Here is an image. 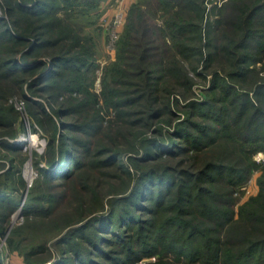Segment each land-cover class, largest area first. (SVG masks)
Instances as JSON below:
<instances>
[{
  "label": "trees",
  "instance_id": "trees-1",
  "mask_svg": "<svg viewBox=\"0 0 264 264\" xmlns=\"http://www.w3.org/2000/svg\"><path fill=\"white\" fill-rule=\"evenodd\" d=\"M94 1L0 0L10 18L0 16V145L19 149L3 138L15 137L20 126L5 105L10 96L25 99L32 126L53 127L41 156L45 165H37L22 209L25 225L55 220L65 206L73 214L71 224L66 220L72 226L55 241L59 256L51 264H134L154 254L159 257L145 264H264V164L253 157L264 151V77L252 66L264 55V0H249L244 8L229 0L222 6L231 7L227 14L214 6L213 20L205 0H149L167 14L161 24L154 11L133 5L115 64L120 74L104 85L100 106L87 81L93 56L76 50L77 34L55 15L63 6ZM222 26L242 30L236 46L247 51L237 59L229 51L236 55L230 69L214 72L202 100L193 97L190 81L186 96L177 90L186 68L171 47L195 38L201 43L204 27L212 33ZM155 48L168 61L157 58L145 67ZM177 51L190 59L201 48L187 43ZM121 83L132 86L126 97L118 91ZM24 84L59 104L58 119L74 115L62 122L59 144L57 121L42 102L21 92ZM64 93L67 108L59 102ZM104 109L113 115L105 119ZM154 120L164 125L154 127ZM253 169L261 172L259 191L239 204L236 194ZM2 193L0 222L19 204ZM40 251L49 248L27 255Z\"/></svg>",
  "mask_w": 264,
  "mask_h": 264
},
{
  "label": "rangeland",
  "instance_id": "rangeland-1",
  "mask_svg": "<svg viewBox=\"0 0 264 264\" xmlns=\"http://www.w3.org/2000/svg\"><path fill=\"white\" fill-rule=\"evenodd\" d=\"M228 1L229 0H205L208 17L213 20L217 15L214 14L216 10L214 6L218 8L222 6L225 7ZM248 1L249 0H235L237 6H242L243 8V4L246 2L248 3ZM135 4L140 5L146 10L149 9L154 11V13L151 12V15L154 16L153 20L158 24H161L167 15L164 14L163 10L157 11L156 9H152L149 0H96L93 3L85 5H76L74 7L71 5V8H65V6H63L57 9L55 14L57 17H60L59 22L68 25L72 31L77 34L78 38H75L76 41L78 39L76 50L91 52L93 56L94 65L90 71L89 80L87 79V81L90 82L88 86L89 90L99 97L97 103L99 106L104 104L103 97L100 95L104 85H112L114 80L119 77L118 73L120 74V70L115 69V64L118 61L121 39L125 36L126 29L129 26V22L127 23L128 11ZM237 6H235L236 9L232 10L239 13L241 10L240 7ZM223 7V14H227L226 9L231 7ZM7 15L8 14L0 4V16L8 17ZM16 16L17 15H15V18H18ZM119 16L121 17L118 23ZM186 18L189 17L186 16ZM205 22L206 21H204L203 24H205ZM28 23V21L25 22V24ZM140 23L142 24V22ZM23 25L24 24H22V26ZM214 28L215 30H212L211 33L208 30L204 31V27L202 30L201 43L195 38L190 41L184 40L180 42V44L176 42L177 46L172 44L173 48L170 45V50H174L175 53L174 58L178 59L179 63H183V67L186 68V76L182 75L178 79L177 90L186 91L185 95L187 96V81H190L191 87L195 92V96L193 97L198 100H202L205 97V89L209 86L210 80L216 70H221L223 68L230 69V64L233 62L234 56L236 55H234V53H232L234 56L231 55L229 51H235V53H237L238 56L236 59L244 55L247 51L236 46V44L242 40L244 34L242 30L229 31L226 30L224 26ZM65 33L68 34L69 32L67 31ZM195 35L197 36V34ZM228 37L230 38L228 39ZM187 43L197 47L199 45V49L201 48L200 54H195L193 57H190V59H187V56L178 55V47ZM160 48H155L154 52L151 53L152 57L146 59V64H144L145 67H149L151 65L150 61L157 58L162 59L164 62L168 61L166 55L163 56L159 53ZM155 52H157V54ZM225 52H227L226 55H224ZM257 56H259V54ZM196 59L198 60L197 62ZM252 66L259 68V77L263 78L264 55H262L260 62H256ZM122 81L124 82V80ZM118 88V91H124L122 95L126 97L128 90H130L132 86L121 83ZM23 90L30 93L27 84H24L21 92H23ZM39 93L40 94L35 95L30 93V95L34 99L42 102L48 113H51L55 121H57L58 128L55 132V145H57L61 142V135L64 130L62 122H71L73 120L72 118L75 117H73L74 115L72 114H63L61 119H58L55 111L59 109V104L56 103V101L52 102L48 100L47 93ZM75 93L77 95L83 94L79 92ZM180 95L178 94L176 96L181 97ZM183 95L184 92L182 96ZM65 97L66 94L64 93L59 97V102L62 103V107L67 108L71 104L65 101ZM5 105L7 107L11 106L12 109L15 110L20 126L15 125L17 129V135L15 137L3 138L9 139L14 144L16 143L19 149L11 151L0 145V189H2L0 191L1 193L8 194L19 204L12 212L7 213L5 219L0 222V264H40L39 260L46 259L47 257L45 256L49 255L50 252L51 259H48L42 264H51V262L59 256L58 251H56L57 246L55 245V241L62 233L66 232L67 229L72 226H66V220L70 219V223H68L71 224L74 218L73 214L68 212V207L65 206L62 208V212L57 215V219L59 218L58 221L57 219H47L44 220L43 223L35 224V227L29 228L25 225L26 218L23 215L22 209L29 198V192L31 188H33L34 181L39 175L37 165H45V160L41 159V156L45 155L47 151L48 138L53 134V127L48 126L46 129H43L36 123L35 127L32 126L34 118L29 114L25 99L21 96H10L5 102ZM140 109L141 108H139V110ZM102 113L105 114V119L113 115V111L110 109H104ZM153 122L154 127L158 124L164 125L163 120H154ZM147 134L152 135L153 133L152 131H148ZM140 138L141 136H139L138 139ZM1 141L2 140H0V142ZM260 152L264 151H257L253 157L258 164L262 165L264 164V160L259 161L257 159ZM260 173L258 169H253L248 182L242 186L241 191L236 194L239 199V204L247 200L250 196H255L258 193L259 185L257 178ZM19 175L23 178V182H20ZM72 205H74V203L68 206ZM1 212L2 209H0V216L3 214ZM61 217H63V219H61ZM33 223L37 222H32L31 224ZM42 245L47 246L49 251H40L37 254L34 252V254L27 255V252L37 249L38 247L40 248ZM158 257L157 254L146 256L134 264H145L150 261H155Z\"/></svg>",
  "mask_w": 264,
  "mask_h": 264
},
{
  "label": "built area",
  "instance_id": "built-area-1",
  "mask_svg": "<svg viewBox=\"0 0 264 264\" xmlns=\"http://www.w3.org/2000/svg\"><path fill=\"white\" fill-rule=\"evenodd\" d=\"M120 17L121 16H119V18H118V23H119V21H120ZM259 161L260 160H264V152H260V154L258 155V158H257Z\"/></svg>",
  "mask_w": 264,
  "mask_h": 264
}]
</instances>
